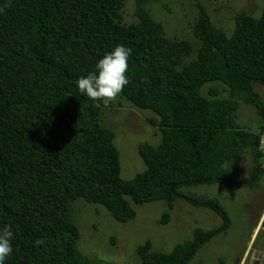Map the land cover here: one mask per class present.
<instances>
[{
    "label": "trees",
    "instance_id": "1",
    "mask_svg": "<svg viewBox=\"0 0 264 264\" xmlns=\"http://www.w3.org/2000/svg\"><path fill=\"white\" fill-rule=\"evenodd\" d=\"M125 2L0 0V227L14 232L6 264H93L77 248L71 208L79 198L102 206L118 223L135 218L133 205L156 201L168 209L162 226L178 199L211 210L221 220L218 228L195 230L167 253L148 241L136 250L141 264H188L231 221L218 200L181 189L218 184L232 196L260 186L264 167L256 146L264 101L253 85L264 86V4L259 17L238 14L227 36L198 3L193 35L200 46L188 61L190 43L168 40L145 0H135L138 22L124 25ZM118 44L132 50L130 83L119 96L153 112L149 122L161 134L157 146H138L144 169L130 180L120 177L114 134L100 125L109 105L96 107L76 86ZM213 82L229 97L206 86ZM240 103L255 109L257 132L236 122ZM247 149V177L235 178L231 170Z\"/></svg>",
    "mask_w": 264,
    "mask_h": 264
},
{
    "label": "rangeland",
    "instance_id": "2",
    "mask_svg": "<svg viewBox=\"0 0 264 264\" xmlns=\"http://www.w3.org/2000/svg\"><path fill=\"white\" fill-rule=\"evenodd\" d=\"M198 3L205 7L211 21L230 36L235 17L240 13L259 17L264 0H145L144 8L153 22L162 25L168 40L190 43L193 52L188 61L195 58L200 46L193 35ZM135 9V0H126L122 9L124 25L138 22ZM210 85H217L212 87L219 89L220 97H229L228 89L222 84H206ZM208 88L202 89L205 96ZM253 89L264 101V86L254 84ZM108 105L101 109L100 125L114 134L113 144L120 158V177L130 180L144 169L138 146H157L161 142L159 130L149 122L156 115L136 108L121 96ZM236 117L244 131L257 132L259 118L252 106L240 103ZM251 164L252 152L247 149L241 159L235 161L232 176L245 179ZM181 191L196 198L218 200L231 221L230 228L207 241L188 264H264V231H261L264 177L257 189H240L232 196L228 188L218 184L185 187ZM165 204L156 201L133 205L135 218L118 223L102 206L76 199L72 203L71 219L79 231L78 250L93 264H141L136 250L147 241L152 250L167 253L175 245L191 240L195 230L208 231L221 224L220 218L211 210L197 208L178 199L173 204L169 222L162 226L159 220L168 211Z\"/></svg>",
    "mask_w": 264,
    "mask_h": 264
},
{
    "label": "clouds",
    "instance_id": "3",
    "mask_svg": "<svg viewBox=\"0 0 264 264\" xmlns=\"http://www.w3.org/2000/svg\"><path fill=\"white\" fill-rule=\"evenodd\" d=\"M131 53L132 50L123 44L114 46L98 60L92 72L78 78V90L94 102L96 107L107 105L130 83L126 73ZM13 240L12 228L7 225L0 227V264H6L13 253Z\"/></svg>",
    "mask_w": 264,
    "mask_h": 264
},
{
    "label": "built area",
    "instance_id": "4",
    "mask_svg": "<svg viewBox=\"0 0 264 264\" xmlns=\"http://www.w3.org/2000/svg\"><path fill=\"white\" fill-rule=\"evenodd\" d=\"M256 152L259 154L262 161V165L264 167V122L260 130V135L256 146Z\"/></svg>",
    "mask_w": 264,
    "mask_h": 264
},
{
    "label": "water",
    "instance_id": "5",
    "mask_svg": "<svg viewBox=\"0 0 264 264\" xmlns=\"http://www.w3.org/2000/svg\"><path fill=\"white\" fill-rule=\"evenodd\" d=\"M262 231H264V227H262Z\"/></svg>",
    "mask_w": 264,
    "mask_h": 264
},
{
    "label": "crops",
    "instance_id": "6",
    "mask_svg": "<svg viewBox=\"0 0 264 264\" xmlns=\"http://www.w3.org/2000/svg\"><path fill=\"white\" fill-rule=\"evenodd\" d=\"M256 232H257V231H256ZM256 232H255V233H256ZM255 233H254V234H255Z\"/></svg>",
    "mask_w": 264,
    "mask_h": 264
}]
</instances>
